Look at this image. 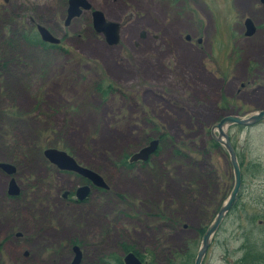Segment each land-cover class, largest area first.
<instances>
[{
  "label": "rangeland",
  "instance_id": "1",
  "mask_svg": "<svg viewBox=\"0 0 264 264\" xmlns=\"http://www.w3.org/2000/svg\"><path fill=\"white\" fill-rule=\"evenodd\" d=\"M11 1L26 5V11L30 10V5L36 4V20L61 34L58 24L64 26L68 0ZM91 2L109 18L123 22L120 43L111 47L101 44L109 57L106 70L109 71L111 66L123 74H131L132 82L119 83L120 93L103 95L97 89L98 84L107 85L110 80L117 82L97 67L99 62H95V58H88L91 69L87 70L84 59L70 54L68 77L65 72L62 78L61 70L59 74L56 72L60 68L57 62L60 64L62 58L43 54V47L33 49L16 39L15 50L37 49L36 74L34 79L27 81L13 78V72L9 70L1 81L17 88L14 90L18 95L16 100L24 98L26 106L35 98L39 101L37 108L41 101H45L41 110L48 116L40 122L39 113L33 111L36 118L27 121L9 123L2 120L0 132L11 128L20 146L32 151L36 144L64 149L98 170L112 186L110 193L102 195L99 225H95L97 218H91L89 224L91 233L99 230L101 244L90 248L92 261H86L87 264H99L114 253L123 255V242L134 243L148 260L156 258L157 264H169L174 255H177L176 263L181 264V253L190 248L196 252L199 247V240L197 245L194 244V231L190 228L193 221L191 184L196 182V172L209 181L214 196L217 187L221 191L219 196L227 191L229 194L235 181L230 156L223 146L214 144L210 131L212 125L226 114L245 115L264 107V88L257 92L250 89L239 92L240 83L248 73L264 71V6L260 0ZM2 3L4 0H0V26L4 24L6 30L10 26L17 34L19 21L25 22L29 12L20 14L18 11V16L13 18L14 10L7 5L1 8ZM6 11L10 12L5 14ZM128 16L130 18L126 20ZM246 17H252L260 29L258 35L250 39L244 34ZM79 22L92 24L91 13H86L82 21H75V24ZM67 30L71 35V30ZM142 33L147 34L145 39ZM87 34L90 35L89 28ZM187 34L195 39L202 38V42L189 43L185 39ZM100 39L103 42V36ZM92 46L94 48L95 44ZM183 48L193 52L196 61L184 64ZM70 49L73 48L70 46ZM46 61L49 64H44ZM144 61L149 62L150 75L144 72ZM47 72L49 77L43 79ZM261 83L264 84V80ZM23 88H28L30 95L26 96ZM148 89L166 99L162 101L153 95L148 96ZM125 92V97L131 98L132 94L133 100L124 103L121 93L124 95ZM113 96L115 100L111 99ZM155 123L164 125L171 138L163 140L152 163L135 164L131 170L122 167L119 160L126 155L129 158L161 133ZM230 135L243 171L241 206L239 211L226 218L203 264H234L244 254L246 243L256 244L257 254L264 264V122L253 127L233 126ZM174 145H177L176 149ZM179 149L182 164L180 203L177 201L178 182H174ZM5 150L9 152V149ZM195 161L200 169L194 166ZM30 164H35L34 156ZM72 181L73 178L69 184ZM129 185L133 187L129 188ZM224 190L227 191L222 192ZM133 199L136 204L138 200H150L154 203L150 209L153 212L133 208L129 201ZM158 204L161 205L159 211ZM76 210H70L69 233L73 232L74 226H85L82 220L88 213L94 216L93 209L83 211L79 206ZM178 210L181 215L176 212ZM0 252V264H13L8 259L12 250ZM52 252L32 250V257L43 253L47 260L26 264H54L50 261L54 258ZM70 253V250L63 251L66 256Z\"/></svg>",
  "mask_w": 264,
  "mask_h": 264
},
{
  "label": "flooded vegetation",
  "instance_id": "2",
  "mask_svg": "<svg viewBox=\"0 0 264 264\" xmlns=\"http://www.w3.org/2000/svg\"><path fill=\"white\" fill-rule=\"evenodd\" d=\"M6 5L16 13H13V18L18 16V11H20V14L29 13L25 22L18 20L20 22V27L18 28L17 34L12 32V28L9 25L8 30H6L4 24L0 26V45H3V49L0 50V121L5 120L2 122L9 123L14 121H27L36 118L33 115V111L39 113L40 122L44 121L48 116L47 112H42L41 110V107L45 106V101H41L40 107L37 108L39 101L35 98L32 104L26 106L24 98L20 101L16 100L18 95L14 90L17 88L9 87L5 81H3V83L1 81V78L4 77L9 70L13 72L11 75L13 78L16 77L27 81L34 79L33 76L36 74L37 49H30V51L15 50L13 49V45L16 39H21L26 43L27 47H32L33 49L37 46L43 47L41 51L43 54H50L53 57L62 58L60 64L57 62L60 68L56 69L57 74H59V70H61L62 78L64 73L67 72L68 57L70 54H74L82 59L83 57L95 58L102 64L108 76L117 82V84L109 83V85H112V90L110 91L111 95H114V89H120L119 83L125 82L128 84L132 82L133 76H131V74H123L121 71L119 72L111 66L109 71L106 70L105 64L109 63V57L108 53L103 49H105L104 45L110 47L111 45L106 38H103V42H101V36L96 32L95 26H93V24L86 25L83 22H79L77 25L75 24V21H82L83 16L91 11H86L80 17L75 18L69 26L58 24L60 25L59 29L61 34L54 33L52 29L47 26L55 36L60 38V42L51 43L40 41L41 44L37 45L34 43V40L38 37L37 27L39 23L34 17L36 4H34V6L30 5L29 11H26V5L22 3L14 4L11 0H5L1 8H5ZM9 12L10 11H6L5 14ZM87 28L90 30V35H86ZM67 29L71 30V35ZM259 31L260 29L257 27L256 33H259ZM146 37L147 34H145L143 38L145 39ZM192 41L195 43L194 37ZM93 44H95V46L91 48ZM6 46L10 48L5 49ZM70 46L73 49H69ZM44 64H49V62L46 61ZM84 68L90 70L91 66L84 62ZM47 73L48 74L45 76L42 75L43 79L49 77L50 74L49 72ZM145 74L150 75L149 72H145ZM250 75L251 78L248 77ZM66 77H68V72L66 73ZM245 77L244 81L240 83V93L248 89L257 92L264 88V84L261 83V81L264 80V71L260 70L257 73H248ZM258 80H260V82H258ZM23 90L26 96L30 95L28 93V88H23ZM130 90L132 91L133 89L131 88ZM146 94L148 96L153 95L158 97L162 101L166 99L163 95H157L155 91L149 89L146 91ZM125 96L126 92L124 95L121 93V100L127 103L133 95H130L131 98ZM111 99L115 100V97L113 96ZM102 100L103 98H101V101ZM34 108L35 110H33ZM51 117L50 115V118ZM46 136L49 135L46 133ZM157 136L155 135L153 137ZM6 148L9 149L8 153H6ZM48 148L58 147L36 144L33 146L32 151L31 148H22L20 146L17 135L11 128L0 132V251L12 250L13 253L10 254L8 259L13 264L38 263L47 260L43 253H37L38 255L36 258L32 257V250L44 252L53 251L51 256L54 258L50 260L52 263L55 264L63 261L67 262V264H71L75 255L74 246L79 245L83 251L82 264H87L86 261H92L90 248H96L101 244V234L99 230L91 233L89 224L91 218H97L95 225H99L102 195L110 193L112 186L110 185L109 189H103L93 184L89 179L78 172L61 169L46 155V150ZM177 154L179 162L174 166V174L177 177L174 182H178L179 191L177 194V201L180 203L182 187L180 176L182 174V164L180 163V152ZM33 156L35 157V164L31 165L30 161ZM153 159L154 156L146 164L152 163ZM78 162L96 170L90 164L82 163L79 160ZM139 163L141 162H137V164ZM194 166L199 168L197 161H195ZM71 178H73V181L72 184H69ZM195 181L194 184H191V188L193 189L190 197V213L193 221L191 222L190 228L194 231V239L201 240L204 232L219 212L229 194L227 190V192L224 190L222 192L226 193L219 196L218 193L221 191L220 188L217 187V193L214 196L212 190H210L211 185L209 181L201 177L200 173L196 172ZM87 184L90 186L89 194L84 199L80 200L77 196L78 188ZM239 198L240 194L226 218L236 210L239 211L241 206ZM92 200L94 202L93 204H91ZM129 201L132 203L130 205L135 209L139 208L138 210L146 211V213L153 212L150 209H153L152 205L154 203H150V200H138L137 204L134 199ZM159 202L160 200H158V203ZM79 206L82 207L83 211H87L89 208L93 209L94 216L88 213L82 220L85 221V226H74L73 232L69 233L67 228L71 221L70 210H76ZM157 206L159 211L161 205L158 204ZM176 212H179L181 215L180 210ZM76 213L77 210L73 215H76ZM163 213H165V211ZM169 214L172 215V213ZM158 217H161V215L158 214ZM163 222L165 223V221ZM170 227L175 228L172 225ZM131 245L137 249L134 243H131ZM65 250L71 251L69 256L63 254ZM58 255L59 258H57ZM95 260L94 258V262ZM145 262L150 264L149 260H145Z\"/></svg>",
  "mask_w": 264,
  "mask_h": 264
},
{
  "label": "water",
  "instance_id": "3",
  "mask_svg": "<svg viewBox=\"0 0 264 264\" xmlns=\"http://www.w3.org/2000/svg\"><path fill=\"white\" fill-rule=\"evenodd\" d=\"M264 3V0H261ZM92 7L89 0H69L68 7V16L65 20V25H69L73 18L80 16L84 10H88ZM93 23L98 32H103L110 44H117L120 40V28L121 24L117 21L107 19L102 10L96 9L93 11ZM246 35L251 36L256 31V26L251 18L246 20ZM38 30L42 36V39L45 41H50L57 43L60 40L53 36V34L45 26L39 25ZM189 39L190 36H187ZM264 119V108L257 111L251 112L248 115H234L228 114L225 115L220 121L216 122L212 126V132L219 142L224 144L228 149L231 155V162L235 171V186L228 198V200L221 207L218 215L215 217L214 221L208 227L207 231L203 235L201 246L197 252L195 259V264H202L207 253V250L211 244L214 234L217 232L220 224L222 223L226 213L231 209L237 194L240 190L242 184V172L240 164L237 159L236 151L231 144L229 129L233 124H239L242 126H253ZM219 130V135L215 134V130ZM159 145V140H152L149 145L143 147L131 157V161L143 160L146 161L149 159L150 155L156 151ZM46 155L61 168L75 170L84 176L90 178L96 184L108 188L107 183L104 178L96 173L95 171L81 166L77 163L74 157L69 155L66 151L59 150L56 148H50L46 150ZM89 186H82L78 189L77 195L80 199H84L89 193ZM76 255L72 264H80L82 261V251L78 246H75ZM125 264H144L135 253L130 252L124 257Z\"/></svg>",
  "mask_w": 264,
  "mask_h": 264
},
{
  "label": "trees",
  "instance_id": "4",
  "mask_svg": "<svg viewBox=\"0 0 264 264\" xmlns=\"http://www.w3.org/2000/svg\"><path fill=\"white\" fill-rule=\"evenodd\" d=\"M101 90H103L104 92H107V89H103L100 88ZM159 130L161 131V135L160 138L163 142V140H168L169 137L171 138V136H169V133L166 131V129L161 128L160 126H157ZM121 164L123 166H125L126 168H131L133 167V164L129 163L127 160V156H125L122 160H121ZM122 247L124 248V250L126 252L128 251H134L137 255H139V257L144 260V256L137 250L134 248V246L128 244V243H123ZM195 256V253L193 251V249H189L186 253H184L182 255V264H193V258ZM112 258H114V264H124L123 263V258L122 256L118 255V254H114L112 255ZM260 263L262 264V261L260 260V256H258L257 251L254 249H248L244 256L240 259H238L234 264H257ZM102 264H113L112 262H110V260L108 261L107 259H103L102 260ZM171 264H176L175 261H172Z\"/></svg>",
  "mask_w": 264,
  "mask_h": 264
},
{
  "label": "bare ground",
  "instance_id": "5",
  "mask_svg": "<svg viewBox=\"0 0 264 264\" xmlns=\"http://www.w3.org/2000/svg\"><path fill=\"white\" fill-rule=\"evenodd\" d=\"M183 52H184V54L182 55L183 57V59H182V62L184 63V64H187V65H189V64H192L193 63V61H196V55L193 53V52H191V51H189V50H187V49H184L183 48ZM254 53L255 54H257V55H259V54H261V52L260 51H258V52H255L254 51ZM143 69H144V71L145 72H149V68H150V66H149V62H147V61H144L143 62ZM152 73V72H151ZM129 188H132L133 186L132 185H129L128 186Z\"/></svg>",
  "mask_w": 264,
  "mask_h": 264
}]
</instances>
